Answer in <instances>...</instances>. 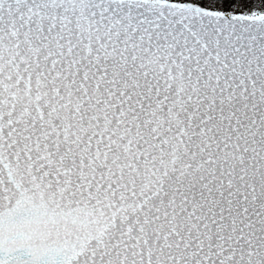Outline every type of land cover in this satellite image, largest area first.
<instances>
[{
	"label": "snow or ice",
	"instance_id": "1",
	"mask_svg": "<svg viewBox=\"0 0 264 264\" xmlns=\"http://www.w3.org/2000/svg\"><path fill=\"white\" fill-rule=\"evenodd\" d=\"M0 264H264V0H0Z\"/></svg>",
	"mask_w": 264,
	"mask_h": 264
}]
</instances>
